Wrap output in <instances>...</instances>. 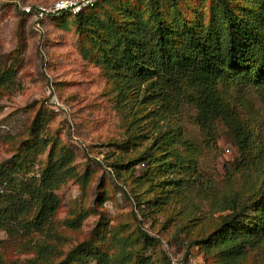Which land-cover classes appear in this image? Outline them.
I'll use <instances>...</instances> for the list:
<instances>
[{"label":"rangeland","instance_id":"obj_1","mask_svg":"<svg viewBox=\"0 0 264 264\" xmlns=\"http://www.w3.org/2000/svg\"><path fill=\"white\" fill-rule=\"evenodd\" d=\"M29 1L47 5L56 0ZM228 1L242 8L252 7L255 0ZM212 2L177 0V10L186 21L208 20ZM43 30H35L11 4L1 6L0 73L15 75L10 86L0 88V163L27 149L35 119L43 124L45 139L50 143L56 139L58 149L74 154L72 166L78 178L55 191L60 201L54 219L58 240L48 241L57 246L55 261L91 238L116 264H166L170 259L165 244L176 261L190 257L198 264H225L218 252L204 246L229 213L223 210L222 198L237 194L247 204L246 215L251 213L248 205L264 191V177L258 178L255 169L241 163L228 129L221 121L215 122L213 131L201 129L196 109L187 103L167 123L164 113L152 114L153 106L142 110L134 96L123 98L117 82L93 60L90 38L78 30L74 19H48ZM83 49L91 55L84 57ZM218 91L223 104L240 119L242 112L253 119L258 151L264 146V89H250L245 101L226 85H219ZM52 96L68 114L50 109ZM147 113L148 120L139 121L146 124L143 133L152 136L158 127L166 134L165 142L154 163L116 175L112 161L127 163L137 155L130 144L125 151L118 148L126 147L122 144L129 135L128 119ZM138 142V150L149 143ZM47 153L37 158L28 176L45 164ZM81 212L87 217L78 230L64 225ZM25 245V240H9L0 232V264H26L34 253ZM261 263L264 243L239 261Z\"/></svg>","mask_w":264,"mask_h":264},{"label":"trees","instance_id":"obj_2","mask_svg":"<svg viewBox=\"0 0 264 264\" xmlns=\"http://www.w3.org/2000/svg\"><path fill=\"white\" fill-rule=\"evenodd\" d=\"M2 5L8 4H0V9ZM63 17L74 19L78 30L90 38L93 60L117 82L123 98L134 96L142 110L153 106L152 114L164 113L167 123L183 103L196 109L201 129L213 131L215 122L221 121L241 163L260 172L254 173L258 178L264 177V164L260 163L264 161V146L256 151L253 119L245 112L240 119L223 104L218 91L219 85H226L235 91L237 99L245 101L250 89H264V0L242 8L228 0H213L208 20H184L177 10V0H99L78 15L56 18ZM91 53L85 52L84 57ZM14 75L13 71L0 73V88L10 86ZM148 115L134 114L128 119L129 135L122 146L132 145L137 155L127 163L112 161L116 175L156 160L165 133L158 127H154L152 136L143 133L146 124L139 121L148 120ZM31 130L27 149L8 163H0V232L9 240H25L28 251L34 253L26 264H116L91 238L55 261L57 246L48 242L58 240L54 219L60 201L55 191L78 178L72 166L74 154L58 149L56 139L52 143L45 139L41 121L35 119ZM138 141L149 143L138 150ZM120 146L122 151L127 148ZM47 151L45 164L28 176L37 158ZM169 152L174 151L164 154L168 156ZM221 203L229 213L204 246L218 252L225 264H239L249 249L264 243V191L248 205L250 214L243 213L247 204L241 203L237 194L223 197ZM86 217L81 212L64 225L78 230ZM166 264L172 263L168 260Z\"/></svg>","mask_w":264,"mask_h":264},{"label":"built area","instance_id":"obj_3","mask_svg":"<svg viewBox=\"0 0 264 264\" xmlns=\"http://www.w3.org/2000/svg\"><path fill=\"white\" fill-rule=\"evenodd\" d=\"M98 1L99 0H56L50 4L43 5L33 3L29 0H0V4H11L17 12L31 20L35 30L43 33V25L46 20L61 17L66 14L72 16L78 15L81 12L92 8ZM49 93H51L50 90ZM50 109L55 114H68V109L60 104L55 96H52L50 99ZM164 248H166L172 264H198L197 261L192 260L190 257L182 262L176 261L170 254V249L166 244L164 245Z\"/></svg>","mask_w":264,"mask_h":264}]
</instances>
